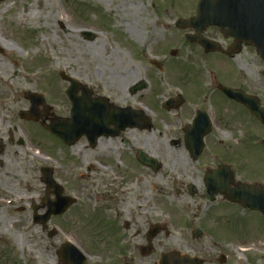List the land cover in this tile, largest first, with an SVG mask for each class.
Segmentation results:
<instances>
[{
	"label": "flooded vegetation",
	"instance_id": "1",
	"mask_svg": "<svg viewBox=\"0 0 264 264\" xmlns=\"http://www.w3.org/2000/svg\"><path fill=\"white\" fill-rule=\"evenodd\" d=\"M230 24L207 22L204 23L207 28L197 32L194 28L178 29L175 23L170 27L153 22L150 27L126 29L127 36L109 28L105 30L100 50L109 57L116 51L118 79L129 73L123 57L129 54L128 35L135 37L136 44L142 42L143 49L137 52V58L143 72L139 71L137 80L123 88L122 99L115 98L108 86L96 85L91 93L93 100L107 97L128 116L133 114L137 126L127 128L115 138H100L92 147L96 149L105 140L122 138L127 167L122 176L113 177L107 183V188L126 194L128 201L117 211L110 206L106 208V216L112 217V230L108 235L98 234L100 228L94 229L86 235L92 240L88 246L74 235L90 257L87 264H162L163 255L169 253H175L176 257L202 258L194 264H222L219 260L215 262L213 256L218 251L225 252L218 244L224 242L226 234L216 229L223 224L215 223L225 209L236 218L241 207L218 191L240 189L244 180L264 184L257 181L254 170L249 169L251 156L259 155L258 164L264 172V126L243 104L264 109V71L245 67L248 61H258L256 50L228 36L229 29H221ZM82 29L79 33L82 40L100 41L97 35L102 32L89 29L93 34H82ZM170 30L172 34L167 33ZM189 36H197L205 45L191 43ZM167 41L181 42L182 48L189 51L194 49L197 52L193 53L194 57L201 62L198 69L177 70L178 64L174 61L182 55L177 52L168 58L167 50L161 45ZM136 50L134 47L133 52ZM169 52L171 55L172 50ZM171 58L175 60L170 61ZM188 60L191 63L192 60ZM171 100L172 110H164V104ZM140 110L149 112L151 120L140 116ZM8 136L7 141L0 139V167L5 164L6 143L14 141L13 133ZM18 144L25 146L24 141ZM243 149H247V153ZM26 157L22 159L25 165ZM148 183L150 188L145 187ZM209 185L221 188L211 195ZM135 186L136 189H131ZM164 189L170 191L166 196L170 201L162 198ZM94 199L100 203L98 196ZM101 211L99 206L97 212ZM232 219L226 224H231ZM106 236L108 246H112L108 249L112 253L107 262L102 257L107 247ZM210 256L211 261H208L206 258ZM167 264L180 263L172 260ZM223 264H231L230 258Z\"/></svg>",
	"mask_w": 264,
	"mask_h": 264
},
{
	"label": "rangeland",
	"instance_id": "2",
	"mask_svg": "<svg viewBox=\"0 0 264 264\" xmlns=\"http://www.w3.org/2000/svg\"><path fill=\"white\" fill-rule=\"evenodd\" d=\"M187 1L191 3V0H0V139L7 141L8 133L14 135L13 143H6L5 164L0 167V199L12 197L14 201H3V206L0 201V264H60L56 249L66 239L62 231L73 239L77 235L82 244L88 246L92 240L86 235L89 236L91 231L100 228L98 234L108 235L112 230V217L106 216V208L110 206L117 211L128 201L126 194L107 188V183L113 177L122 176L127 167L122 154L125 151L122 138L105 140L98 148L92 149L85 139L71 147L63 145L41 126L35 125L38 134L32 124L21 122L19 117L20 112L31 107L26 93H40L46 97L51 107L46 123L54 118H70L72 105L66 95L70 83L62 79V73L89 87L108 86L115 98L122 99L123 88L137 80L139 71L143 72L137 58V52L143 49L142 42L136 44L135 37L128 35L129 54L123 57L129 73L118 79L116 51L109 57L100 50L105 41V30L109 28L127 36L125 30L137 26L150 27L153 22L168 25L194 9L186 5ZM31 11H36L38 17H31ZM81 28L102 32L100 41L87 43L80 40L78 30ZM12 43H16L24 54L5 47ZM161 45L167 53L173 48L182 55L176 60L170 59L177 62V70H187L191 66L197 70L201 65L194 57L197 52L182 48L181 42L167 41ZM134 47L136 52H133ZM118 57L122 58L121 53ZM188 59L192 60L191 63ZM146 66L148 69V61ZM245 67L260 70L261 61H248ZM39 109L44 111L41 106ZM19 138H23L27 145H18ZM34 149L48 159L35 158ZM243 152L247 153V149ZM24 157L28 160L26 165L22 162ZM259 161V155H252L249 167L258 177L263 175ZM46 164L55 169V178L66 189L64 195L76 198L77 205L70 207L62 217H53L48 229L43 231L41 226L32 227V206L37 204L39 214L44 213L40 197L46 196V189L42 187L40 168ZM148 186L151 187L149 183L145 185ZM168 192V189L162 190V198L170 201L166 197ZM96 196L100 199L97 205L102 211L95 212L97 220H94L91 210ZM32 197L39 199L32 202ZM19 199H23L21 204L17 202ZM111 214L117 216L114 211ZM233 216L225 209L216 220L215 224L224 225L216 229L226 234L224 239L227 240L219 246L231 255V264H264V220L255 214L239 211L240 218H234L237 225L225 226ZM53 230L57 232L50 234ZM20 235L24 239L21 244ZM96 239L101 245L100 238ZM187 240L192 241L191 238ZM104 241L107 247L102 257L107 262L111 255L108 249L112 246H108L107 236ZM241 245L244 247L240 248ZM219 254L220 251L213 256L215 262ZM209 258L206 259L211 261V256Z\"/></svg>",
	"mask_w": 264,
	"mask_h": 264
},
{
	"label": "water",
	"instance_id": "3",
	"mask_svg": "<svg viewBox=\"0 0 264 264\" xmlns=\"http://www.w3.org/2000/svg\"><path fill=\"white\" fill-rule=\"evenodd\" d=\"M204 1L205 0H200V10L199 13H203V8L202 6L204 5ZM244 13V12H243ZM251 13V11H249V14ZM204 21L205 19H201L198 21ZM193 21H197V19H193L191 21H188L190 24ZM248 21H253L252 19H248V17H242L241 22L245 23ZM182 22V21H181ZM187 22V21H184ZM256 22L258 23V26L256 27H252V28H247V30H252V36L251 34L248 35L247 30L244 26H242V30L246 31L245 36H243L244 38H246L247 42H250L252 44H254L260 51V54L264 60V2H261L259 0L258 2V7L256 10ZM251 36V37H250ZM63 78H66L64 75H62ZM77 83H75V81H72V87L71 89L68 91V94L73 102V110H72V122L70 124L67 123H63V122H57L54 125L48 127L50 129V131L52 133H54L55 135H57L58 137H60L65 143L68 144H73L75 143V140H77V137L82 134V133H87L89 134L90 131L92 130V128L94 126H96L97 124H107V123H111L113 116L116 114L114 113L115 108H112L111 106H108L107 108H103L105 112H103L102 108H99L97 113L94 114V111L92 110V107L89 105V100L87 97V93H84L85 99H82V101H75L74 97H73V93L76 92L77 90ZM33 100V109L30 112L31 116L33 118L37 117V111H36V106L38 104H43L45 106L44 101L42 100ZM28 113H23L22 116H27ZM48 175L47 178H45V180L49 183L50 187H53L56 189V194L59 196L61 194V189L59 187H57V185H55V183L53 182L52 178H50L51 176V172L48 171V173L46 174ZM245 191H243L242 195H234L233 193H231L230 197L232 200L237 201L239 203H241L243 206L248 207L252 210H259L264 214V190L260 191V190H256L254 188H250L247 187L246 189H243ZM67 201H65L62 205L61 203V199L58 200L57 203L55 204H51L50 206V213H49V217L51 215H61V212H64V210H66L68 208V206L70 205V201H68L69 203H66ZM44 218H48V217H44ZM42 223H45V220L41 219ZM66 254V253H65ZM79 256V255H78ZM80 257V256H79ZM67 260V259H66ZM76 264H79L78 262L80 261L81 264H83V259L80 257L79 259H76ZM190 263L191 260H186L184 259V262H181L182 264H186V262Z\"/></svg>",
	"mask_w": 264,
	"mask_h": 264
},
{
	"label": "bare ground",
	"instance_id": "4",
	"mask_svg": "<svg viewBox=\"0 0 264 264\" xmlns=\"http://www.w3.org/2000/svg\"><path fill=\"white\" fill-rule=\"evenodd\" d=\"M30 16L31 17H38V15L36 14V11H31V13H30ZM22 18V16H20V19ZM5 46V45H4ZM8 50H17L20 54H24V52H23V50H21L18 46H17V44L16 43H12L10 46H5ZM2 67H3V65H2ZM5 67H3V69H4ZM6 84V83H5ZM8 86V85H7ZM36 154H38V153H36ZM39 155V154H38ZM23 237L20 235V240H19V242H20V244H21V242H23Z\"/></svg>",
	"mask_w": 264,
	"mask_h": 264
}]
</instances>
